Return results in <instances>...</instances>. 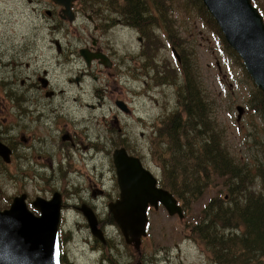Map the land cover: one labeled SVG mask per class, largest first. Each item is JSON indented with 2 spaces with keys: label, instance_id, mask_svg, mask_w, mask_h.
<instances>
[{
  "label": "rangeland",
  "instance_id": "1",
  "mask_svg": "<svg viewBox=\"0 0 264 264\" xmlns=\"http://www.w3.org/2000/svg\"><path fill=\"white\" fill-rule=\"evenodd\" d=\"M252 1L264 18V0ZM92 2L100 8H104V3L110 2V12L107 10L106 13L113 24L116 14L111 4H119L123 0ZM155 2L164 9L162 18L165 17L169 22V29L162 26L158 14H153L158 23L148 25L147 34L141 33L143 45L147 49L145 56L144 47L137 40L139 33L136 29L123 23L107 29L105 23L99 24L102 27L99 31L104 33V42L110 45L118 62L110 86L114 87L111 90L113 97L122 98L131 111L123 112L113 100L110 104L95 105L90 109L91 106L86 103L89 104L91 99L83 103L71 99L78 97L80 90L74 82L68 80L79 75L78 71H62L58 67L57 53L54 50L45 51L47 46L42 45L43 34L46 38L45 45L52 37L49 26L44 25L42 9L47 0L40 1L37 6L28 0H0V38L10 37L3 40V46L13 40L18 41L21 47L29 40L30 43H35L34 38L38 40L37 45L31 47L29 52V57L33 59L32 67L41 69L45 66L50 71L54 88L63 89L57 94L58 99L44 109L46 112L57 109L60 114L58 124L46 123L41 126L39 136L42 135L45 148L34 150L33 147L21 144L14 152L12 162L5 165L6 169L0 166V209L8 207L15 195L26 193L29 200H34L36 196L49 199L53 192L64 190L67 205L62 215L63 222L59 226L64 231L66 264H136L139 260L142 264H213L204 246L193 238L190 227L203 217L204 205L211 197L219 190L222 195L225 194L226 189L221 185L220 177L211 181L199 197H191L189 192L184 194L183 189L182 192L178 191L179 197L183 195L180 197L184 207L183 219H179L177 215H168L162 207L151 209L148 213L147 234L142 238L138 250L140 256L133 245L125 242L107 208H102V199L97 200L96 204L102 213L98 219L102 222L100 228L104 230V244L91 234L86 217L73 207L81 199L91 198L89 183L98 184L101 179L105 188L112 187L109 185L112 184L109 177L113 179V171L108 174V167L101 156L102 151L92 148L91 143L104 150L110 147L111 153L119 144H126L131 150L146 154L147 165L152 170L162 172L163 159L161 157L160 160L157 155L161 143L154 130L162 119L179 111L177 100L183 82L182 73L175 67V59L170 49L179 51L181 58H184V53L188 54L185 58L194 62L201 87L212 105L213 118L217 126L224 129L225 143L234 159L262 164L264 168V116L260 119V113L255 110L254 95L257 88L240 64L241 59L239 63L223 47L215 28L209 26L198 10L186 1ZM33 6L37 9L34 10ZM22 10L24 13L18 16L17 13ZM7 11L12 15L6 13ZM47 22L49 23L48 20ZM43 26L47 28L43 29ZM92 30L93 25L82 15L72 23L66 21L61 29L62 43H67L68 39L75 42L79 39L78 34L84 36L87 31ZM65 34H68L66 38ZM155 34L159 36L158 41H155ZM77 46L78 44L73 47ZM48 48L52 49V46ZM140 51L142 55H139ZM25 54L28 56V50ZM43 56L45 58L42 60ZM74 64L76 66L72 65L73 69H81V62ZM136 64L142 66V74L135 71ZM148 71H151V75H148ZM96 74L99 78L100 75ZM116 78L120 80L119 84ZM143 79L148 82L147 85L143 83ZM163 80L168 81L163 83ZM93 84L99 86L100 79L85 77L81 80L85 89L82 97L89 96L90 89L87 87ZM24 106L29 109L36 107L34 104ZM237 106L243 108L239 119ZM38 111L42 113L41 110ZM64 132L76 133L74 139L78 143L89 145L88 151L64 144L61 140ZM15 133L18 134L17 137H27L29 134L27 131ZM20 140L22 141L21 138ZM161 148L163 149L162 146ZM37 156H41V159H37ZM179 178L183 181L180 176L176 181L172 176L167 177L176 188H182L178 184ZM255 183L257 186L254 188L261 189V179L256 178ZM101 255L104 261L101 260Z\"/></svg>",
  "mask_w": 264,
  "mask_h": 264
},
{
  "label": "trees",
  "instance_id": "2",
  "mask_svg": "<svg viewBox=\"0 0 264 264\" xmlns=\"http://www.w3.org/2000/svg\"><path fill=\"white\" fill-rule=\"evenodd\" d=\"M183 1L198 10L207 24L215 28L223 47L240 63V58L225 42L202 1ZM111 6L123 21L143 29L142 33L145 26L156 23L153 14H158L162 26L169 29V22L162 18L164 9L155 0H123ZM154 37L155 41L159 40L158 35ZM187 55L184 53L181 58L183 82L179 90V111L163 119L160 122L162 128H158L163 147L160 146L157 152L160 160L163 159L162 184L172 190L174 185L167 177L172 176L176 181L180 176L183 181L179 178L178 184L182 188L174 186L172 193L180 195L178 191L183 189L184 194L189 192L191 197H199L211 181L222 178L225 194L219 190L204 205L203 217L190 227L191 234L204 246L213 264H264V168L262 164L239 161L231 155L225 143L224 129L217 126L212 105L197 77L196 66L185 58ZM254 99L255 110L261 119L264 116V94L256 89ZM187 130L189 133L183 132ZM256 178L261 179L259 190L254 188Z\"/></svg>",
  "mask_w": 264,
  "mask_h": 264
},
{
  "label": "flooded vegetation",
  "instance_id": "3",
  "mask_svg": "<svg viewBox=\"0 0 264 264\" xmlns=\"http://www.w3.org/2000/svg\"><path fill=\"white\" fill-rule=\"evenodd\" d=\"M40 1L42 0H34V1L28 0V2H33V4L36 6L40 3ZM89 1L90 0H74L72 2L71 13L73 20L69 22L67 17H65L62 12L63 7L53 3L51 0H47V4L44 3L46 5L43 6L42 9L43 15L45 16L44 25L49 26L48 29L51 30L52 37L49 39L48 44L45 45L44 41L46 40V38L45 35L43 34L42 45L43 47L47 46V48H45V51L54 50L57 53L56 58L59 60L58 67L62 71H64L65 73L78 71L79 75L72 76L68 80L69 82H74V84H76L80 90L78 97L71 98L73 101H80L83 103L84 101L91 99V102L89 104L86 103L87 105L91 106L90 109H93L95 105L102 106L103 104H107V103L110 104L111 100L114 101L115 105H116V101H122L124 104H126L125 108L128 110L127 103L122 98L120 99L113 97L111 90L114 89V87L111 88L110 82L112 76L116 74L115 69L118 68V62L116 59V55L111 49L110 45L109 44L107 45L104 42V33L99 31L102 29V27H100L99 24L101 22L105 23L106 24L105 29H107V27L109 28L110 26L114 27L116 24H121V23L127 24V26L136 29V31L139 33V36H137V40L139 41L140 44L142 43V45L144 39L141 36V33L143 29L140 30L139 28L123 21L121 15L114 7L113 9L115 10L116 16L113 18L114 23L113 24L110 23V19L107 18V16L109 15H107L106 13L107 10L108 12H110V4L106 2L104 3L105 4L104 8H100L99 6L96 7V5L93 2L91 1L89 2ZM34 8H35L34 10L37 9L36 7ZM6 13L12 15L11 12L9 11H7ZM23 13L24 11L22 10L21 12L19 11L17 15L20 16ZM80 15L84 16L93 25V30L91 32L87 31L84 34V36H79L78 34L77 37H79V39H77L75 42L74 40L68 39L67 43L66 42L65 44L62 43L61 39L63 37L60 36L62 24L66 21L72 23ZM47 20L49 21V23L47 22ZM42 28L46 29L47 27L43 26ZM145 28L146 30L144 31V33H148V28H149L148 25L145 26ZM67 35L68 34H65L64 38H66ZM5 38H10V37L3 36L2 38H0V40H2L0 41V143L3 144L8 151H4L3 156L0 155V166H3L6 169L5 165L12 162L14 152L16 151L17 147H19L21 144H26L27 147H33L34 150H37L38 148L40 149L45 148L46 143L44 139L41 138L42 135L39 136V131H41V126L46 125V123H49V125L58 124L60 114L56 111L57 109L50 112H46L44 109L46 105L58 99L57 94L61 93L63 89L54 88L53 80L49 76L50 71H48L45 66H43L41 69H36L32 67L33 59L31 60V58L29 57L30 56L29 52L31 51V47L37 45L38 40L36 41V39L34 38L35 43L33 41H31L30 43L29 40L27 44L23 45L22 47L20 43H18V41L13 40L6 46H3L4 43L3 40ZM76 44H78V46L74 48L73 46H76ZM49 46H52V49H49L48 48ZM143 47H144L143 52L145 56L147 49H145V45H143ZM25 50L26 51L28 50V56L27 54H25L26 53ZM81 51L85 53V55L88 58V61H86ZM139 55H142L141 51ZM39 58H41V56ZM44 58L45 56L42 57V60ZM180 61L181 59H179L178 63L175 61L176 63L175 67L179 69L181 73ZM76 62L82 63L81 69H73L72 65L76 66L74 64ZM125 69L129 71L128 68ZM135 71L142 74L143 72L142 66L136 64ZM96 73L100 75L99 78ZM148 75H151V71H148ZM85 77H91L93 80L100 79V85L98 86L93 84L90 87H87L90 89V92L88 94L89 96L82 97V94L85 93V89L81 85V80L84 79ZM116 81L117 84L120 83V80L117 78ZM167 81L168 80H163V83ZM143 83L145 85L148 84V82L144 79H143ZM90 95L91 98H89ZM179 100L180 99L178 98L177 101ZM25 104H34L36 105V107L34 109H29L28 107L24 106ZM38 110H41L42 113H40ZM182 116L185 118V115ZM160 122L158 123V127L154 130L156 137L158 135V128L161 126ZM107 127L110 130V126L108 125ZM16 131L17 132L27 131L29 132V134L27 137H22V135L17 137L18 134L15 133ZM183 132L189 133V130ZM74 135H76V133L64 132V134L61 136V140L65 142L64 144L70 146L71 148L76 147L81 151L82 150L84 152L88 151L89 145L78 143L74 139L75 138ZM20 138L22 139V141L20 140ZM90 145L95 150L102 151L101 156L104 159L105 166L108 167L107 169L108 174L110 175L111 171H113V179L109 177V180L111 179L112 181V184L109 185L112 187L105 188L103 186L101 179L98 183L99 185L97 183H89L91 198H89V200L81 199L79 204L73 205V207L78 212L82 213V215H84L85 210L92 212V214L96 219L97 228L99 229V231H101L103 235L104 230L103 228L102 229L100 228L102 222H100V220L98 219V216H101L102 213L98 209L96 201L102 199L103 200L102 208L104 209V207H106L108 213L111 216V213L109 211V205L113 201H116L120 196V189L117 183L116 170L113 163L114 151L122 148L126 151L128 156L138 158L145 169L153 172L155 175L158 176V178H161L160 182L162 180V174L157 169L152 170L147 165L146 154L143 153L139 154L137 151L131 150L126 144L123 143L119 144L113 149L112 153L110 147H107L106 150H104L97 147L95 143H91ZM148 152L151 154L150 151ZM5 158H7V161H5ZM37 159H41V156H37ZM111 163H113L112 166ZM100 172H102L103 174V171ZM174 188L175 187L173 186L172 190ZM59 193L61 196V212L63 215L64 207L67 205L65 203V192L64 190L60 189ZM104 199H106V202ZM32 201L33 200L28 199L26 194V202L30 205ZM61 221L63 222V216ZM87 225L92 234L88 221H87ZM59 231H60L59 235H60V251H61L60 261L61 264H66L67 258L65 252V244L63 241L64 231L61 227H59ZM95 240L97 241V239ZM99 241L103 244L105 243L104 235H103V239H99ZM102 255L100 256V258L102 261H104ZM140 264H142L141 261Z\"/></svg>",
  "mask_w": 264,
  "mask_h": 264
},
{
  "label": "water",
  "instance_id": "4",
  "mask_svg": "<svg viewBox=\"0 0 264 264\" xmlns=\"http://www.w3.org/2000/svg\"><path fill=\"white\" fill-rule=\"evenodd\" d=\"M63 6V14L72 21L70 7L73 0H51ZM215 20L226 42L240 56L245 70L254 84L264 94V21L251 0H201ZM82 55L88 61L83 51ZM120 110L127 112L121 101ZM237 118L243 108L237 106ZM7 149L0 143V155ZM120 196L109 205L115 223L128 244L139 250L141 238L146 235L148 206L157 208L160 203L169 215L183 212L176 199L156 186V180L140 161L128 156L122 148L114 151ZM25 195L15 197L10 207L0 210V264H60L58 223L60 195L54 193L50 200L37 198L33 205L40 212L34 215L27 209ZM95 237L102 239L92 212L84 211Z\"/></svg>",
  "mask_w": 264,
  "mask_h": 264
},
{
  "label": "bare ground",
  "instance_id": "5",
  "mask_svg": "<svg viewBox=\"0 0 264 264\" xmlns=\"http://www.w3.org/2000/svg\"><path fill=\"white\" fill-rule=\"evenodd\" d=\"M108 13V12H107Z\"/></svg>",
  "mask_w": 264,
  "mask_h": 264
}]
</instances>
